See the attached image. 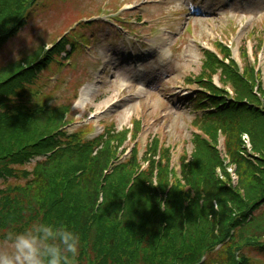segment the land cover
<instances>
[{
  "label": "trees",
  "instance_id": "trees-1",
  "mask_svg": "<svg viewBox=\"0 0 264 264\" xmlns=\"http://www.w3.org/2000/svg\"><path fill=\"white\" fill-rule=\"evenodd\" d=\"M25 1L30 2L0 0V46L7 42L9 27L15 23L12 36L15 26L22 24L13 9L20 11ZM204 68L209 74L221 69L223 84H231L237 98L230 107L224 106L220 117L207 116L198 122L214 142L217 129L222 130L238 185L232 188L226 175V182L218 179L215 170L225 172L217 151L194 137L193 154L182 158L181 169L194 198L176 186L167 195L164 211L149 185V173L127 193L123 187L130 167L103 178L110 157L107 145L94 154L91 146L81 151L75 143L68 150L60 149L61 110L31 111L20 84L30 83L33 73L14 67L0 69V242L9 229L22 231L33 220H57L81 236L78 264H197L200 256L213 252L202 264H237L235 254L241 264H250L246 252L262 254L264 113L243 104L258 100L250 91L253 74L250 69L244 72L248 85L234 65L219 63L211 54H206ZM200 86L215 95L209 99L210 106H216L217 99L224 101L218 98L223 93L208 81ZM260 94L264 96V91ZM241 133L250 138L257 159L246 155ZM107 134L108 140L117 138ZM50 152V159L37 164L31 173L15 169L34 155ZM21 179L24 184H13ZM161 186L163 193L165 178Z\"/></svg>",
  "mask_w": 264,
  "mask_h": 264
},
{
  "label": "rangeland",
  "instance_id": "rangeland-1",
  "mask_svg": "<svg viewBox=\"0 0 264 264\" xmlns=\"http://www.w3.org/2000/svg\"><path fill=\"white\" fill-rule=\"evenodd\" d=\"M159 1L161 0H148L149 6L146 5L145 8L138 5L134 16L145 15L147 22H158L157 27H167L171 32L168 41L172 44L171 49L174 52L173 56L167 59L170 68H163L164 56L157 50L164 28L154 32L149 41L137 35L131 38L128 32H120L121 40L113 42L119 47L117 49L110 46L112 42L106 41L108 30L99 26L93 33L82 35L87 38L88 47L105 60V68L102 69L103 61L100 63V70L97 68L98 64H94L99 58L91 59L86 67L88 61L85 58L71 57L73 67L76 68L70 67L63 72L62 81L67 83L61 84L62 88L53 95L52 103H65L66 98L71 100L69 104L72 103L76 93L74 89L87 80L89 89H92L91 103L85 108L76 109L75 113L80 115L84 110L92 112L103 107L108 108L110 115H114V128L118 130L140 121L144 135L140 141L139 154L142 155L148 140L153 135L157 136L162 145L173 148L172 164L177 167L178 156L182 151L191 154L190 140L192 133L196 131L191 129L194 115L184 107L185 100L174 96L188 97L191 90L196 88L185 86L183 81L191 75H198L199 51L203 47L221 37L224 41L237 44L242 36L245 37L254 27L264 30V0H233V4L226 10L223 5L225 0H208L205 3L188 0L186 4L180 0L175 5L168 0L159 5ZM108 3L109 0H43L42 4H46L48 8L36 10L19 37L2 48L0 66L23 57L38 45L51 44L63 33L73 30V23L77 21L79 12L70 14L69 9H78L83 15H86L87 11L96 15L103 13V7ZM189 3H194L196 14L189 15L187 11L176 13L182 5L189 7ZM231 15L233 19L230 21ZM191 16L196 18L190 20ZM187 25L191 33L186 31ZM235 28L239 30V39L233 36ZM85 51L86 49H82V53ZM149 58L151 60L147 62ZM130 64L132 66H128ZM92 65L93 71L88 73ZM122 82L130 86L123 88ZM75 121L76 123L68 129L69 133L87 123L77 116ZM0 247H3L1 243ZM252 258L264 264V255Z\"/></svg>",
  "mask_w": 264,
  "mask_h": 264
},
{
  "label": "clouds",
  "instance_id": "clouds-1",
  "mask_svg": "<svg viewBox=\"0 0 264 264\" xmlns=\"http://www.w3.org/2000/svg\"><path fill=\"white\" fill-rule=\"evenodd\" d=\"M0 243V264H78L82 248L80 234L57 220L9 229Z\"/></svg>",
  "mask_w": 264,
  "mask_h": 264
},
{
  "label": "bare ground",
  "instance_id": "bare-ground-1",
  "mask_svg": "<svg viewBox=\"0 0 264 264\" xmlns=\"http://www.w3.org/2000/svg\"><path fill=\"white\" fill-rule=\"evenodd\" d=\"M87 98H88V93L86 91H83L81 93V96H80V102L81 103H85V101L87 100Z\"/></svg>",
  "mask_w": 264,
  "mask_h": 264
}]
</instances>
